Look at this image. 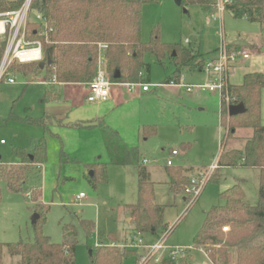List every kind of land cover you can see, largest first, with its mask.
<instances>
[{
    "label": "rangeland",
    "instance_id": "obj_1",
    "mask_svg": "<svg viewBox=\"0 0 264 264\" xmlns=\"http://www.w3.org/2000/svg\"><path fill=\"white\" fill-rule=\"evenodd\" d=\"M219 1L207 0L209 6L189 0H181V4L177 0H157L146 4L141 11V40L147 42L155 32L162 43L192 50L195 55L200 52V59L223 43L245 48L250 53L249 58L239 61L228 72V82L233 86L242 83L246 72L264 73V36L260 25L245 18H235L226 9L221 12L215 7L212 10L210 6ZM36 14L33 10L29 12L27 27L30 29L35 27L32 22L37 21ZM0 41L5 42V38L0 37ZM144 61L149 66V91L142 92L139 84L132 89L124 87L120 91L121 104L118 109L110 110L108 116L118 129L109 127L117 130L126 147L137 150L139 163L146 159L144 168L150 171V179L155 182V201L163 206L164 227L157 232L163 235L172 227L166 244L192 247L190 253L187 252L176 264H211L203 251L193 247V239L207 212L213 206L223 204L220 193L231 187L234 181L240 182L248 204L257 203L256 170L220 167L222 177L216 179L213 176L219 174L216 167L199 196L192 203L193 197L186 200L183 190L189 180L208 174L209 164L217 162L219 152L232 143L231 139L224 138L225 120L221 122L219 94L200 88L187 92L185 85L204 84L206 73L179 64L173 51L170 54L166 51L160 61L147 53ZM19 64L29 63L14 59L7 68L8 74L5 73L0 81V138L7 142L0 146V155L3 159H10L12 146L29 150L33 140L43 137L46 159L42 175L35 167L32 168L20 192L10 190L5 181L0 180V242L33 241L31 216L42 212L45 216L43 233L54 243L71 240L75 246L74 264H92L90 253L94 257L103 246H118L116 242L110 245V241L116 238L118 242L129 227L124 206L137 200V166L113 164L100 136H95L97 131L59 129L58 134L45 133L40 127L7 119L10 112L21 115L25 104L32 106V115L38 110L42 87L35 82L39 77L18 72ZM177 68L181 71V86L165 84L164 81ZM8 78H13L16 83L9 84ZM260 123L264 125V88L260 94ZM96 141L100 152L94 154L92 145ZM171 150H176L177 155L170 156ZM95 157L106 165V173L105 179L96 175L93 188L83 177V170L86 169L85 164L95 162ZM168 159L174 165L186 163L193 166L187 173L186 184L179 191L174 190L170 183L160 182ZM38 189L44 206L39 202ZM80 192L86 197L78 203L75 196ZM83 221L89 223V232ZM96 243L101 245L98 247ZM16 261V257L4 256L5 264H16ZM133 262L134 257H127L122 264Z\"/></svg>",
    "mask_w": 264,
    "mask_h": 264
},
{
    "label": "trees",
    "instance_id": "obj_2",
    "mask_svg": "<svg viewBox=\"0 0 264 264\" xmlns=\"http://www.w3.org/2000/svg\"><path fill=\"white\" fill-rule=\"evenodd\" d=\"M156 1L31 0L30 10L41 14L52 30L47 36L35 33L33 30L37 29L38 24L32 22L35 27L29 28L30 39L41 40L42 60L19 64L18 71L23 75L39 72V64L42 63V71L48 81L87 83L96 74L99 44L105 45L103 57L106 70L111 74L112 80L118 83L149 82V66L144 61L147 53L160 61L166 51L169 54L173 51L179 64L190 67L200 65L203 58L200 59L199 56L202 54L195 55L192 50L162 43L155 32L147 42L141 40L142 7ZM189 1L209 6L207 0ZM23 2L24 0H0V13L15 10ZM210 8L214 10L215 4ZM225 9L235 18L257 22L264 36V0H225ZM4 47L5 42L0 41V60ZM197 56L199 59H196ZM115 72L119 73L118 78L113 77ZM179 74L180 68H177L173 72L174 78L178 79ZM263 88L264 74L248 72L243 75L240 85H228L229 105L242 103L245 112L228 116V104L220 102L221 122L225 120L223 125L226 140L235 138V132L239 128L250 129L252 133L245 138L241 148L222 149L217 165L258 169L259 188L257 203L249 205L244 201L243 188L235 183L220 193L223 204L213 206L207 212L193 239V247L201 249L212 264H264V125L260 123V94ZM51 96L53 95L49 88L43 100ZM21 120L39 126L46 132L52 124H62L54 116L48 115L25 117ZM82 125L101 127L103 142L113 164L137 166V200L124 206L134 231L145 234L156 233L162 229L163 206L155 202L153 182L148 179L145 168L139 163L137 150L126 147L118 134L103 123ZM11 155L15 163L0 165V180L5 181L10 190L20 192L24 189L29 171L34 166L42 165L46 159L45 138L33 140L29 150L14 146ZM88 170L91 174L86 178L95 188L97 174L105 179L106 165L96 162L89 165ZM168 173L169 183L176 191L188 180L180 167H170ZM213 176L219 179L218 175ZM32 200L36 202L34 197ZM38 214L39 218L32 224L33 241L0 242V264H5V255L16 257V264H74V243L71 240L52 242L42 230L45 216L42 212ZM88 224L83 221L87 232L90 230ZM223 227H228V230L224 231ZM132 255L136 256L138 262L140 256L135 251L119 246H103L94 257L90 253V258L92 264H122L125 258ZM157 264H176V260L164 255Z\"/></svg>",
    "mask_w": 264,
    "mask_h": 264
},
{
    "label": "built area",
    "instance_id": "obj_3",
    "mask_svg": "<svg viewBox=\"0 0 264 264\" xmlns=\"http://www.w3.org/2000/svg\"><path fill=\"white\" fill-rule=\"evenodd\" d=\"M225 0H220L215 4L216 10H224ZM31 0H24L22 5L11 11L0 13V37L5 38V48L2 55V61L0 64V81L3 79L9 64L16 59L20 63L26 62H39L42 60V42L39 39H30L31 30L27 27L28 15L30 12ZM38 24L37 29L33 32L47 36L52 30L48 26L45 18L37 13L36 14ZM99 55L97 60L96 74L94 78L86 83L87 94L86 99L89 102L94 101H106L110 98L111 87L115 84L125 85L129 89L135 84H139L143 91L149 89L148 83H117L112 80L111 74L106 70L105 59L103 57V51L105 49L104 44H99ZM250 53L245 48L229 49L228 45L222 44L217 49V54L214 58L204 62L202 66L203 72L206 73L208 79L204 84L197 85H185L187 91L192 88H200L209 92L219 94L220 102H224L229 105L230 97L228 94V72L233 64L248 59ZM9 82H14L13 78H8ZM171 84H174L171 82ZM176 85V84H174ZM181 86V84H177ZM3 143V140L1 141ZM177 154L176 150L170 151V156ZM146 162V160H143ZM167 165H172L171 159L166 161ZM218 167L217 162L209 166V172L200 179L191 178L188 184L185 186L183 192L186 200L193 197L191 203L199 196L204 186L208 183L210 173ZM85 194L80 192L75 196V201L81 203L85 199ZM172 227L166 231L165 234L153 244H143L141 238L137 240L134 247H143L145 253L142 255L138 264H157L161 260L162 256L169 255L176 261L186 255V253L192 249L190 246H168L166 244V238ZM224 231L228 230V227H223ZM101 244L96 243V246Z\"/></svg>",
    "mask_w": 264,
    "mask_h": 264
},
{
    "label": "crops",
    "instance_id": "obj_4",
    "mask_svg": "<svg viewBox=\"0 0 264 264\" xmlns=\"http://www.w3.org/2000/svg\"><path fill=\"white\" fill-rule=\"evenodd\" d=\"M228 48L229 49H237V48H240V47L229 45ZM216 54H217V49L214 50L213 53L205 55V58H203V60L200 62V65L194 66V67H192V69L203 71L202 70V66H203L204 62L209 60V59L214 58L216 56ZM1 61H2V58L0 60V64H1ZM243 61H241V62H243ZM26 63H30V62H26ZM237 64L238 63L233 64L231 67L234 66V68H235L237 66ZM42 69L43 68H40L41 71H39V72L31 73L35 77H39L38 78L39 79L38 82H35V83H38L42 87V89H41V91L39 93L40 97L38 99V104H37L38 105L37 106V109H38L37 113H34V115H32V112H33L32 106L30 107V106H27L25 104V106L23 107V113L21 115L13 114L12 112H10L9 116L11 115V118H8L9 117L8 116L7 119H15V120H19V121L23 122L21 119H23L25 117L38 118V117H42L44 115H48V116H54L56 119L60 120L62 122V124H52L47 132L43 130L45 133L49 132V133L58 134V132H60L59 129L60 130H62V129H75V130H85V131H93V130L97 131V132H95V136H98V135L100 136L101 144L103 145V147H104V149H105V151H106V153H107V155L109 157V154H108V152H107V150L105 148L104 142H103V135H102L101 127H99V125H94V126H91V127H85L82 124H88V123L89 124H97L98 122H100V123H103L104 126H107V127L114 126L115 128L118 129V127L111 122L112 119L109 118L108 116L110 114V110H113L114 108L118 109V105L121 104L120 91L122 89H125V88H128V87L125 86V85L115 84V85H113L111 87L110 98L108 100H106V101L89 102L86 99V94H87L86 83H60V82H56L55 80L48 81V80L45 79V77H44L45 72H43ZM231 69H233V68H231ZM6 74H8V70H7ZM167 78L168 79H166L164 81L165 84L173 86V87H179L177 84H180V82H181V79H180L181 78V71H180V74L178 76V79H175L173 75L170 76V77L168 76ZM207 79H208V77H207ZM166 82H169V83H166ZM171 82L172 83L175 82L174 84H176V85L171 84ZM8 83L9 84H15L16 82H8ZM27 84H29V83L26 82V85ZM195 85H197V84H195ZM49 88L52 91V95L53 96H51L47 100H43L44 94H45L46 90L49 89ZM192 89L190 91H192ZM23 90H24V88H23ZM148 91H149V89L147 91H143L142 90V92H148ZM190 91H187V92H190ZM212 93H214V92H212ZM105 119L106 120L108 119L107 122L109 124H107V122L104 121ZM25 124H28V123H25ZM74 124H77V126H72ZM78 124H80V125H78ZM28 125H31V124H28ZM34 126H36V125H34ZM37 127H39V126H37ZM115 130L116 129H114V131ZM116 133L118 134V132H116ZM251 133H252V131L250 129L239 128L238 132H235V136L236 137L231 139L232 143L229 145L228 149L241 148L243 146V144H244L245 138L249 137L251 135ZM2 140H3V143L1 142ZM6 143L7 142L3 138H0V146L6 145ZM92 146H93L92 148H93L94 154H97V152H100L99 144H98L97 141L94 142V145H92ZM12 147H14V146H12ZM12 147H11V149H12ZM17 147H20V146H17ZM21 148H23V147H21ZM11 149H10V153H9L10 159H3V157L0 155V165L7 164V163H9V164L10 163H15V161L12 158V155H11ZM219 154H220V152H219ZM219 154H218L216 160H218ZM109 159H110V157H109ZM143 160H146V159H143ZM143 160H142V162L140 164L143 167H145L144 166L145 162H143ZM96 162H99V157H95V162L94 163H96ZM94 163H92V164H94ZM89 165H91V163L85 164L86 169L84 168V170H83V177H85V178H86V176L90 175V171H88V174H86V171L88 170V166ZM209 165H211V164H209ZM209 165H206V166H209ZM165 166H166L165 175H164V177H162L163 181L162 180L160 181V182H164V183H169L170 177H169L168 169L170 167H180L182 169V174L184 176H187L188 175L187 173L189 172V168L193 167L192 165L188 166L186 163H180L178 165H174L172 163V165H167L166 164ZM34 167L37 170H39V174L42 175L43 164L42 165H37V166H34ZM218 168H219V170H218L219 174H217V175L219 176V179H220L222 177V173L220 172V170H221L220 167H218ZM221 168H223V167H221ZM251 169L256 170L257 181H258L259 170L256 169V168H251ZM145 172L147 173V176H148L149 180L151 182H153V184H154L155 182L150 179L151 178L150 171L148 169H146ZM235 183H239L240 184V182L238 180L234 181L233 184H235ZM258 188H259V184H258ZM38 192H39L38 193L39 202H40L41 206H44L45 203L42 200V196H41L42 194H41L39 189H38ZM244 201L247 203L246 198H245V191H244ZM156 203L159 204L158 202H156ZM159 205H161V204H159ZM124 209H125V207H124ZM125 213H126V219L125 220H126V222H127L129 227H128L127 230H125V232L122 235L121 239H118V242L116 241V238H115L114 239L115 241H110L111 242L110 245H115L114 242H116V245L118 244L119 247L128 248L129 250L135 251L136 255L142 256L145 253V250L143 251L142 247H134V246H132V243L133 242L134 243L137 242V240L139 238H141L143 244H153L161 237V232H157L156 231V233H145V234L136 233L134 231V226H133V224L130 221V218H129L128 214H127L126 209H125ZM176 246H180V245H176ZM199 250H201V249H199ZM188 253H190V250L188 251ZM129 257H134L133 264L137 263L135 255H132V256H129Z\"/></svg>",
    "mask_w": 264,
    "mask_h": 264
},
{
    "label": "water",
    "instance_id": "obj_5",
    "mask_svg": "<svg viewBox=\"0 0 264 264\" xmlns=\"http://www.w3.org/2000/svg\"><path fill=\"white\" fill-rule=\"evenodd\" d=\"M177 3L179 4V0H177ZM43 64H39V67L40 68H43ZM114 78H118L119 77V73L118 72H115L114 75H113ZM245 107L242 103H238V104H230L228 105L227 107V113L229 116H233V115H236V114H241V113H244L245 112ZM91 174V172H90ZM39 218V214L37 212L33 213L32 216H31V223H35L36 220Z\"/></svg>",
    "mask_w": 264,
    "mask_h": 264
}]
</instances>
